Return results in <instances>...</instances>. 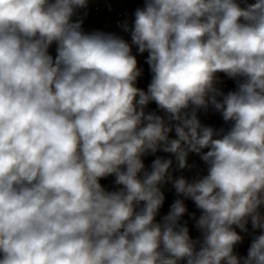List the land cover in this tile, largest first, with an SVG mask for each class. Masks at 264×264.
Instances as JSON below:
<instances>
[{
  "label": "clouds",
  "instance_id": "1",
  "mask_svg": "<svg viewBox=\"0 0 264 264\" xmlns=\"http://www.w3.org/2000/svg\"><path fill=\"white\" fill-rule=\"evenodd\" d=\"M89 2L0 0V264H264V0H144L120 25L130 41L84 31ZM209 108L227 130L202 123ZM157 151L180 170L198 154L207 174L174 177L159 156L146 170Z\"/></svg>",
  "mask_w": 264,
  "mask_h": 264
},
{
  "label": "built area",
  "instance_id": "2",
  "mask_svg": "<svg viewBox=\"0 0 264 264\" xmlns=\"http://www.w3.org/2000/svg\"><path fill=\"white\" fill-rule=\"evenodd\" d=\"M255 0H248V3H253ZM144 6V0H90L89 6L86 10H80L77 16H74L73 19L76 20L78 18L83 19V29L86 32L92 31H104V32H112L117 35L123 36L125 39L130 41V34L125 33L120 25L127 20L129 25H131L134 20V12L137 8H142ZM87 12V15H84V12ZM54 48L56 49V45L54 44ZM133 55L136 56L138 67L142 69V75L137 79L136 86L147 90L148 85L151 82L152 73L150 71L149 65L145 62L148 53L145 52L143 54H139L135 46L132 49ZM221 83L218 87L221 88L222 91H232L236 88V83L233 79L228 78L225 74H218ZM147 111H158L157 106L154 102L150 103L146 109ZM199 118L201 120H214L219 117V113L215 112L212 108L205 113L201 110L199 113ZM170 138H176L174 131L170 133ZM204 151H207L205 149ZM163 157L165 159L171 158L173 159V176H184L188 180H192L197 176H203L207 174V165L201 160L200 156L195 153H190L188 157V164L191 166L190 168H186L180 170L176 166V161L174 156L170 153H164L162 151H157L155 155L148 154L142 159L145 163L146 170H150L152 161L157 157ZM115 177L109 176L100 180L101 185L109 191L116 190L119 186L114 183ZM162 191L165 194V202L162 205L158 216L156 217L157 222L161 220V218L167 214L168 205L174 202L177 199V195L175 193V189L172 187L170 183L163 186ZM182 198V197H180ZM190 199L185 200L186 203H191ZM181 264H186L185 262H181Z\"/></svg>",
  "mask_w": 264,
  "mask_h": 264
},
{
  "label": "trees",
  "instance_id": "3",
  "mask_svg": "<svg viewBox=\"0 0 264 264\" xmlns=\"http://www.w3.org/2000/svg\"><path fill=\"white\" fill-rule=\"evenodd\" d=\"M50 54H52L53 56L56 55V51L54 48V44L52 45V47L49 49ZM226 93V91H224ZM162 114V113H160ZM202 123L212 126L215 129H220V128H224L225 130H227L230 125L226 124L221 115L219 114V117L217 119L214 120H201ZM172 202L168 205V211L170 210ZM188 212L184 215V217L181 220V223H184L185 221L187 222V227L189 228V234L193 239H197L200 237V232L195 228V219L192 218L191 214L194 213L195 216L198 218L200 215V210L196 208L194 202L191 203H186L185 204ZM167 211V213H168ZM248 233H244L241 232L240 229H236V231L243 237V241L241 243H239L238 245H236L234 251L236 254H238L239 256H246L247 255V251L248 248L250 247L251 241H252V236L253 235H259L260 231L256 230L255 233H253L252 227H251V222L249 221L248 225Z\"/></svg>",
  "mask_w": 264,
  "mask_h": 264
}]
</instances>
